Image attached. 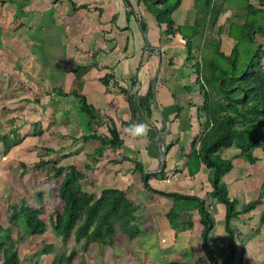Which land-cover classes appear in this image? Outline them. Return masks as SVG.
Masks as SVG:
<instances>
[{
  "label": "crops",
  "instance_id": "1",
  "mask_svg": "<svg viewBox=\"0 0 264 264\" xmlns=\"http://www.w3.org/2000/svg\"><path fill=\"white\" fill-rule=\"evenodd\" d=\"M249 2L256 9H264V0ZM196 10L195 0H181L172 12L175 32L170 35L165 33L166 25L156 22L142 0H0V134H11L15 130L23 136L22 142L7 154L15 148L17 152L44 146L51 151L71 153L85 150L90 142L97 148L98 139L84 141L82 136L92 132L108 135L109 125L116 128L123 139L120 147L106 148L100 156L96 154L94 161L99 170L106 165L108 183L105 187L123 189L133 202L134 223L139 233L133 239L123 236L118 242L114 237V241L104 244L105 252L118 258L104 260L105 254H101L96 260L100 264H209L201 247L202 224L197 209L191 207L170 218L173 199L144 187L136 161L145 173H156L148 180L152 188L195 195L205 201L213 220L210 245L218 260L227 254L225 206L210 196L209 170L200 163L192 174L186 164L192 141L202 131L203 98L194 60L188 59L179 27H192ZM230 17L231 11L227 10L220 15L218 23H228ZM26 22L36 26L29 25L27 32H23L19 28ZM141 22L145 23L144 28ZM188 30L185 29L186 34ZM201 31V37L208 33ZM145 38L151 44L150 49ZM220 39L221 50L228 54L235 41L225 30ZM52 53L60 56L59 61ZM77 65L90 66L84 75L82 90L100 120L91 132L88 115L86 122L82 117L69 115L71 109L77 113V107L85 113L75 96L65 94L74 77L72 68ZM104 76L108 78L107 84L101 80ZM123 90L129 91L141 105L152 94L151 117L138 107L134 120V123H148L150 131L145 139H132L125 132L127 126L123 123L131 118V111ZM56 113L64 118L61 132L64 130V135L74 136L54 141L52 148L49 142L54 135L49 126L50 118ZM35 114L39 118L32 119ZM37 120L41 121L43 130L39 137L32 135L33 123ZM159 130L163 164L172 172L169 179L165 169L162 175L157 174ZM30 139H41V142L35 145ZM220 154L232 162V168L222 176V181L230 198L236 199V208L240 209L258 197L264 184V148L253 149L257 157L254 163L241 157L235 147L223 148ZM262 214L264 196L256 208L232 219L240 239L238 245L244 247L238 262L253 264L257 261L253 257L264 253ZM180 224L184 226L180 228ZM250 233L253 234L250 236Z\"/></svg>",
  "mask_w": 264,
  "mask_h": 264
},
{
  "label": "trees",
  "instance_id": "2",
  "mask_svg": "<svg viewBox=\"0 0 264 264\" xmlns=\"http://www.w3.org/2000/svg\"><path fill=\"white\" fill-rule=\"evenodd\" d=\"M142 1L156 22L166 25L165 33L174 34L172 12L181 0ZM195 6L197 10L193 26L182 29L179 27V32L184 36L188 59L194 60V72L203 98L200 114L204 120L202 131L192 141L186 164L192 174L198 170L200 163L208 168V180L212 186L210 196L225 206L224 230L227 235V254L222 260L217 259L210 245L209 233L213 228V220L205 201L195 195L156 190L148 182L149 177L156 173H145L137 161L135 167L142 174L144 187L173 199V206L168 213L170 218L191 207L197 209L202 224L201 247L209 264H232L236 260L241 261L244 252V247L238 245L240 239L232 225V219L262 203L264 184L256 199L237 209L236 199L230 198L226 184L222 181V176L232 168V162L222 157L220 151L223 148L235 147L239 149L241 157L254 163L257 157L253 154V149L260 146L264 148V47L262 43L264 41V9H256L249 0H195ZM73 8L75 9L76 6L74 5ZM227 10L231 11L229 22L218 23L220 15ZM141 26L144 28L145 23L141 22ZM185 29H189L188 34ZM224 30L235 41L228 54L221 50L220 35ZM199 31L208 33L201 37ZM1 33L0 27V36ZM241 45H245L243 51L240 49ZM89 68V65H77L72 68L74 77L65 94H71L79 100L82 109L88 114V130L91 132L100 120L94 107L87 102L82 90L84 75ZM101 80L104 84L108 83L107 76L102 77ZM185 88L188 90L187 87ZM123 91L127 94L131 111V118L125 121L124 125L128 127L134 123L138 107H142L146 116L151 117L152 94H149L141 105V102H135L134 96L129 91ZM33 125L32 134L39 137L43 133L41 121L37 120ZM88 138L99 140L100 144L95 150L98 156L106 148L115 149L123 144L120 132L111 125L108 126V135L92 132L82 136L84 141ZM22 140L23 136L15 130L11 134L1 133V153L7 154ZM46 148L45 150L51 151ZM39 158L37 166L53 162L51 158L46 159L44 156ZM85 167L89 165L86 164ZM164 169L165 164L157 174L162 175ZM84 178L83 170L72 167L60 181L59 193L63 196L64 205L61 223L55 228L57 234L63 240L73 237L76 244L84 239L106 244L113 239L115 224L119 222L120 231L129 239L135 238L139 233V227L134 223L136 208L125 191L114 186L103 187L97 196L93 192L77 187L78 182ZM10 207L21 229V234H41L46 230V219L41 216L40 208L26 200H23L20 205L13 201ZM263 222L262 214L260 223ZM12 243L11 235L0 225V255L2 256L0 264H20ZM86 245L87 243H83L81 246L79 255L81 264L86 263ZM76 252L73 251L64 257L65 264L72 263L78 254Z\"/></svg>",
  "mask_w": 264,
  "mask_h": 264
},
{
  "label": "rangeland",
  "instance_id": "3",
  "mask_svg": "<svg viewBox=\"0 0 264 264\" xmlns=\"http://www.w3.org/2000/svg\"><path fill=\"white\" fill-rule=\"evenodd\" d=\"M17 14H19V12ZM26 17H29V14ZM29 25L30 27L36 26V24L26 22V24H23L19 29L23 32H27ZM259 40L261 41V39ZM262 43L264 47V41H262ZM40 45L43 46V43H40ZM243 48H245V45L240 46L242 51ZM52 54H54L55 60L59 61L60 56L56 53ZM77 110L78 114L74 109H71L69 115L72 117H82L81 120L86 122V116L88 115L86 111L85 114L79 110L78 107ZM29 113L30 112H28V114ZM33 118L37 119L39 115L35 114V117H32V119ZM62 120H64V118H61L59 113H56L53 118H50L51 124L49 130H52V134L54 135L52 136V142H49V146L52 148L55 145L53 144L54 141H59L62 138L68 140L67 137L70 139L72 135L74 136V134H70L69 136L66 134L64 135V130L61 132ZM101 130V128H98V131ZM30 140L35 143V145L41 142V139H39V141L35 139ZM86 146V149L83 151H72L71 153H67V150L54 151L55 149L53 151H47L45 150V146L38 149L31 147L28 149H20L21 151L17 152H15V148L10 154H2L0 151V225L11 235L13 248L18 254L20 264H65L64 257L73 251H77L76 253L78 254L72 260L71 264H81L79 255L83 243H87L85 251V261L87 264H100V262L96 260L101 254H105L103 257L104 260H107V258H118V256L114 257L109 255L110 252L108 251L105 252L103 246L105 243L87 241L84 239L79 244H76L73 237L63 240L55 231V228L61 223L64 205L63 196L59 193V184L61 179L69 173L72 167H77L84 171L85 178L80 180L77 184V187L82 190L93 192L98 196L102 187H105L108 183L106 181L108 176L105 171L106 165L103 164V167L101 166L102 170H99V168L95 166L96 161H94V159L97 156L93 150L96 148L95 144L90 142ZM221 152L222 150L220 153ZM41 156H44L46 159L51 158L53 162L37 166L36 163ZM86 163L89 167H85ZM165 174L168 175L167 178L169 179L172 172H168L167 169H165ZM23 200H26L28 203L42 210L41 216L46 219L47 224V228L43 233L33 235L21 234V229L13 216L10 203L14 201L17 205H20ZM115 226L116 230L113 239L115 237L116 241L119 242L126 234L120 231L119 222L116 223ZM181 226L184 225L180 224V228ZM254 232L256 233V231ZM251 234L253 233H250V236ZM45 249L47 250L45 251ZM107 255L109 256L107 257ZM260 255L259 253L257 256L253 257L257 260L253 264H264V253L261 255V258L259 257ZM1 261L2 256L0 255V263ZM232 264L250 263L245 261L238 262L236 260Z\"/></svg>",
  "mask_w": 264,
  "mask_h": 264
},
{
  "label": "clouds",
  "instance_id": "4",
  "mask_svg": "<svg viewBox=\"0 0 264 264\" xmlns=\"http://www.w3.org/2000/svg\"><path fill=\"white\" fill-rule=\"evenodd\" d=\"M150 131L149 125L147 122L137 121L131 123L126 129V134L132 139H145L147 138L148 132Z\"/></svg>",
  "mask_w": 264,
  "mask_h": 264
},
{
  "label": "water",
  "instance_id": "5",
  "mask_svg": "<svg viewBox=\"0 0 264 264\" xmlns=\"http://www.w3.org/2000/svg\"><path fill=\"white\" fill-rule=\"evenodd\" d=\"M145 43H146V46L150 49L151 44H150V42L148 41L147 38H145ZM164 125H165V122L163 121V126ZM157 140H158V148H159V158H160V168H159V170H160L162 165H163V163H164V150H163V146H162L161 131L160 130L158 132Z\"/></svg>",
  "mask_w": 264,
  "mask_h": 264
},
{
  "label": "built area",
  "instance_id": "6",
  "mask_svg": "<svg viewBox=\"0 0 264 264\" xmlns=\"http://www.w3.org/2000/svg\"><path fill=\"white\" fill-rule=\"evenodd\" d=\"M166 180V179H165ZM167 181V180H166Z\"/></svg>",
  "mask_w": 264,
  "mask_h": 264
}]
</instances>
